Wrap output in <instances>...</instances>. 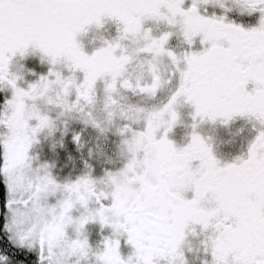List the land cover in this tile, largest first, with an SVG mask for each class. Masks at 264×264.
I'll use <instances>...</instances> for the list:
<instances>
[{"label":"snow or ice","instance_id":"1","mask_svg":"<svg viewBox=\"0 0 264 264\" xmlns=\"http://www.w3.org/2000/svg\"><path fill=\"white\" fill-rule=\"evenodd\" d=\"M0 264H264V0H0Z\"/></svg>","mask_w":264,"mask_h":264},{"label":"trees","instance_id":"2","mask_svg":"<svg viewBox=\"0 0 264 264\" xmlns=\"http://www.w3.org/2000/svg\"><path fill=\"white\" fill-rule=\"evenodd\" d=\"M2 188H3V186H2V185H0V191H2Z\"/></svg>","mask_w":264,"mask_h":264}]
</instances>
